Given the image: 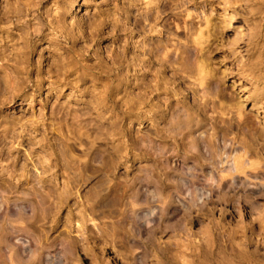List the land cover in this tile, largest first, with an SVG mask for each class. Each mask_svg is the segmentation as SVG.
I'll return each mask as SVG.
<instances>
[{"label":"rangeland","instance_id":"1","mask_svg":"<svg viewBox=\"0 0 264 264\" xmlns=\"http://www.w3.org/2000/svg\"><path fill=\"white\" fill-rule=\"evenodd\" d=\"M149 7L180 51L144 99L139 72L112 62L124 10L132 29ZM74 112L88 125L68 134ZM55 158L121 164L65 200ZM228 160L258 179L225 185ZM98 189L107 206L91 213ZM42 205L53 231L32 224ZM42 232L43 252L17 247ZM10 260L264 264V0H0V264Z\"/></svg>","mask_w":264,"mask_h":264},{"label":"bare ground","instance_id":"2","mask_svg":"<svg viewBox=\"0 0 264 264\" xmlns=\"http://www.w3.org/2000/svg\"><path fill=\"white\" fill-rule=\"evenodd\" d=\"M55 2H59V0H52ZM150 1V0H149ZM147 0V2H149ZM157 1V0H156ZM153 2V1H152ZM160 2V1H159ZM144 5V4H143ZM129 7V6H128ZM154 8H145L146 10L143 15H134L133 21L134 23L131 24L133 27L130 29L128 27L129 20H131V17L128 15L130 14V11L128 9L124 10V14L126 16L123 18L122 22V28H120L119 33L114 36V40L122 42V46H120V50L118 54L115 57V60L113 59L112 65L115 64L117 69H123L126 73L125 76L128 77L129 70H132L134 73L137 71L138 74H133L132 78L134 80V88L137 91L136 94H134L135 97L141 98V96L145 98H148L149 94L152 93V89L150 88V84L152 83V80L150 78H157L159 75L165 74L169 68L171 67V61L177 60L179 58V48L180 47H169L168 44V37L166 33H162L160 31L155 30V25L157 21L160 19L158 16H153L152 12L155 9ZM137 35L140 37L139 41L134 42V36ZM29 38V41L33 39V37H36L37 34L33 30H30L27 32V35ZM132 50V57L127 58L126 55L128 52ZM182 50L184 52H190L192 54H195V50L188 47L187 45H182ZM261 63H252V68H260ZM27 74H29L28 71H26ZM153 96V95H152ZM142 97V98H143ZM149 99V98H148ZM51 115L55 117V113L53 110H51ZM58 114V113H57ZM125 114V113H124ZM71 122L69 124H65V129L67 133H70V130L74 126H80L86 127L88 124L85 120H82L80 116H78L75 112L69 114ZM57 125H60V122L56 121ZM85 134V133H84ZM84 134H80V136H83ZM86 138H90V136L86 133L84 135ZM63 139L64 137L61 136ZM94 138H96L94 136ZM70 140V139H68ZM72 160V159H71ZM74 161V160H73ZM73 161H70V163H62L60 159L55 158L53 163L50 164V167H53L55 170L59 171H69V174L67 175V178L70 181V187L66 191V197L65 200L70 198L72 196V190L77 189L80 190L82 188L87 187L88 185L92 184L91 182L93 180L103 181V179H107V172L108 170H116L121 164V161L116 160L109 162H100L96 166H92L88 161H82L77 162L80 167V171H89L92 176H86L85 174H81L79 171L78 173H75L76 170L74 167L77 165V163L74 165ZM73 163V164H72ZM92 163V162H91ZM242 165H238L237 163L233 162V164H230V160L227 161L226 169L230 173V178L227 181H224L223 183L231 184L234 183L235 180H245L248 184H250L251 181H254L258 179L257 173L248 172L247 170L240 171ZM78 167V168H79ZM72 172V173H70ZM74 172V173H73ZM243 173L244 177H239L238 174ZM94 184V183H93ZM110 184V183H109ZM115 185H112L109 188V194L113 191L112 187ZM92 187V186H91ZM107 190V189H106ZM96 194V195H95ZM49 193L44 194V201L43 203H46L49 201L46 199L48 197ZM96 196L94 200H92V203L89 205V210L91 213L97 212V211H103V209L106 208V204L102 198L101 190L98 189L97 193H94ZM193 203L195 204L196 199H194ZM44 205V204H43ZM39 210L38 215L32 216V224L41 223L42 225L48 224L47 222H50V226L48 227L49 231H53L56 228V220H55V213L52 214V211L49 207L43 206ZM21 211H24L22 206L19 208ZM177 211V210H176ZM80 224L77 225V230L81 228V225L83 224V216L79 217ZM148 222V220H145V224ZM47 233L42 232V234L39 236V238L32 240H25L21 237H16L15 240L18 243L17 247L24 249V251L32 252V248L35 249L37 252H43L41 251V241L47 238ZM47 241V240H46ZM64 241V240H63ZM66 242V241H65ZM68 242L72 243V239L68 238ZM65 244V243H64ZM21 245H24L25 248H23ZM60 252V251H59ZM59 258V257H58ZM61 258V257H60ZM11 260L9 261V264H11ZM48 264V263H47ZM55 264V263H53ZM56 264H61V260H58Z\"/></svg>","mask_w":264,"mask_h":264}]
</instances>
